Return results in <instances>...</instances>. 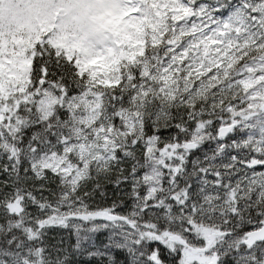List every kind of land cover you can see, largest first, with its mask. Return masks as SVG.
<instances>
[{
	"label": "snow or ice",
	"instance_id": "snow-or-ice-1",
	"mask_svg": "<svg viewBox=\"0 0 264 264\" xmlns=\"http://www.w3.org/2000/svg\"><path fill=\"white\" fill-rule=\"evenodd\" d=\"M78 257L264 264V0H0V264Z\"/></svg>",
	"mask_w": 264,
	"mask_h": 264
},
{
	"label": "trees",
	"instance_id": "trees-1",
	"mask_svg": "<svg viewBox=\"0 0 264 264\" xmlns=\"http://www.w3.org/2000/svg\"><path fill=\"white\" fill-rule=\"evenodd\" d=\"M165 135H167V132L164 133ZM106 191L108 193V198L105 199L103 197H101L99 195V193L96 194V197H95V200L93 201V204L96 205V204H110L112 202V199L114 198L112 193L114 191L113 187L111 185H108L106 187ZM50 236H54V237H59V236H67V232L64 231V230H60V229H52L49 233ZM78 260L81 261V264H86V258H81V257H78L77 258Z\"/></svg>",
	"mask_w": 264,
	"mask_h": 264
}]
</instances>
